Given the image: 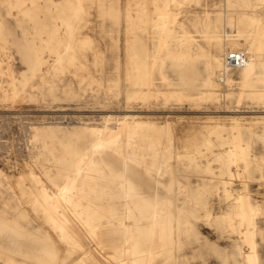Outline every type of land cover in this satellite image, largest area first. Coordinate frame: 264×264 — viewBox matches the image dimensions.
<instances>
[{"label": "rangeland", "instance_id": "rangeland-1", "mask_svg": "<svg viewBox=\"0 0 264 264\" xmlns=\"http://www.w3.org/2000/svg\"><path fill=\"white\" fill-rule=\"evenodd\" d=\"M251 246L264 264V0H0V264H247Z\"/></svg>", "mask_w": 264, "mask_h": 264}, {"label": "bare ground", "instance_id": "bare-ground-1", "mask_svg": "<svg viewBox=\"0 0 264 264\" xmlns=\"http://www.w3.org/2000/svg\"><path fill=\"white\" fill-rule=\"evenodd\" d=\"M169 9V8H168ZM76 11H77V8L75 9L74 8V10H73V13H76ZM174 11H171V10H167V9H161V10H159V13H160V16H163V17H165V19H164V23H163V25L161 26V29H160V33H161V40H164V38H165V35L169 32V25H168V23H170V22H172V21H174L175 19H176V14L175 13H173ZM169 17H171V19H169ZM68 45H70V44H68ZM247 53H250V50H248V52ZM253 67H254V62H252L251 61V59L250 58H248V60H247V62L243 65V67H241V68H243V70H244V73H243V82H245V81H247V79H248V76H249V74H250V72H251V70L253 69ZM131 77H135V75L134 74H132V76ZM123 121V120H122ZM121 121V122H122ZM111 123V122H110ZM117 123L118 122H115V124L117 125ZM125 122H123V124H121V123H118V124H121L122 125V127H124V124ZM109 124V123H108ZM142 124V123H141ZM106 125V124H105ZM129 125V124H128ZM137 124L135 123L134 125H133V123H132V126H131V124L129 125L130 127L128 128V132L127 133H129V136L131 135V134H133V133H135V130L137 129L136 127L137 126H141V125H137ZM147 125V124H146ZM143 126H144V124H143ZM151 126V125H150ZM149 126V127H150ZM156 126V125H155ZM109 127V126H108ZM111 127V126H110ZM139 127H138V129H139ZM142 127V126H141ZM145 127V126H144ZM143 127V128H144ZM154 127V126H153ZM143 128H140V129H142L143 130ZM148 128V127H147ZM125 129V128H124ZM146 129V128H145ZM149 129H151V128H149ZM112 130V129H111ZM119 130V129H118ZM117 130V131H118ZM155 134H157V135H159L158 133H160V130L162 131V129L160 128V127H155ZM138 131V133H140L141 132V130L139 131V130H136V132ZM148 131H150L151 132V130H148ZM100 132H103V131H101L100 129H97V128H95L94 130H93V133L97 136V137H100L99 136V134H100ZM107 132V131H106ZM105 132V133H106ZM143 132V131H142ZM144 132H145V130H144ZM120 133V132H119ZM119 133H116V134H114V133H107V136L106 137H104L105 139H107V140H117V139H119ZM109 134V135H108ZM125 136H126V134H125ZM123 137V136H122ZM121 138V137H120ZM237 142H238V134L237 135H235L234 137H233V141H232V143L236 146V148H237ZM87 149V148H86ZM85 149V150H86ZM238 150L236 149L235 151H233V152H231V157H233L234 158V156H236L237 154H238ZM85 154H86V152H85ZM83 155H84V153H82L81 155H80V157H79V159H81L82 160V158H83ZM239 199H240V201H239V203H238V206L240 207V209H238L239 211H238V213H237V215H239V217H240V221H239V223H240V225H244L245 226V231H244V234H245V237H246V241L247 242H249V243H251L252 244V242H251V240H252V235L254 234V231L252 230V228L250 227V225H251V222H252V214L254 213V208H251L247 203H246V195H241L240 197H238ZM246 256H247V264H258L257 263V261L255 260V255H254V249H253V246H251V247H249V251L247 252V254H246Z\"/></svg>", "mask_w": 264, "mask_h": 264}, {"label": "built area", "instance_id": "built-area-1", "mask_svg": "<svg viewBox=\"0 0 264 264\" xmlns=\"http://www.w3.org/2000/svg\"><path fill=\"white\" fill-rule=\"evenodd\" d=\"M247 60L245 52L242 50H231L224 56V67L227 70H233L242 67Z\"/></svg>", "mask_w": 264, "mask_h": 264}]
</instances>
